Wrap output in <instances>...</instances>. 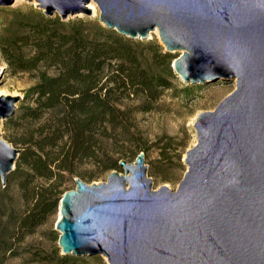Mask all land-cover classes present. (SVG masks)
Masks as SVG:
<instances>
[{
    "label": "water",
    "instance_id": "1",
    "mask_svg": "<svg viewBox=\"0 0 264 264\" xmlns=\"http://www.w3.org/2000/svg\"><path fill=\"white\" fill-rule=\"evenodd\" d=\"M28 1L62 20L90 14L92 2L104 27L133 40L156 30L166 51H180L171 67L183 82L235 81L197 116L174 191L151 189L143 152L106 181L76 177L58 204L61 252L108 264H264V0ZM20 99L0 94V123ZM19 151L0 133L2 184Z\"/></svg>",
    "mask_w": 264,
    "mask_h": 264
},
{
    "label": "trees",
    "instance_id": "2",
    "mask_svg": "<svg viewBox=\"0 0 264 264\" xmlns=\"http://www.w3.org/2000/svg\"><path fill=\"white\" fill-rule=\"evenodd\" d=\"M149 46L171 75V55L158 44ZM0 53L12 73L37 78L25 92L26 104L5 120L16 129L9 142L20 151L0 192L16 180L27 208L16 217L0 203L1 264L13 249L7 237L19 233L22 240L57 212L66 175L85 177L79 169L85 162L99 171L119 167L126 156L119 142L132 126L123 100L140 94L152 101L169 81L142 65L138 42L95 21H63L33 8L16 11L2 27Z\"/></svg>",
    "mask_w": 264,
    "mask_h": 264
},
{
    "label": "rangeland",
    "instance_id": "3",
    "mask_svg": "<svg viewBox=\"0 0 264 264\" xmlns=\"http://www.w3.org/2000/svg\"><path fill=\"white\" fill-rule=\"evenodd\" d=\"M94 6L95 10L91 9L90 14L69 15L63 21L84 23L95 21L101 24L98 20L99 10L95 4ZM31 8L41 10L34 1L28 0H14L9 6H0V32L16 11H28ZM134 41L139 43V50H142V65L150 71L161 72L169 81V86L160 88L156 98L149 102L146 101L145 96L140 94L137 96L131 94L123 100L122 107L130 109L132 122V126L124 135V140H122L124 142H119L122 145L121 149L126 152L123 159L132 162L139 152H143L146 177L151 179V189L165 185L174 191L187 169L184 163L185 153L197 142L193 125L197 116L203 111L213 110L224 97L235 89V81L221 79L195 84L183 82L171 67L173 59L180 54V51H166L158 33L153 31L147 39ZM154 44L162 47L161 53H169L173 58L169 63L172 70L171 75L164 69L163 57H151L149 45ZM0 67L3 68L0 79L1 94L21 96L22 99L16 103V110H18L26 104L23 100L25 92L36 82V74L12 73L1 53ZM47 71L53 73L54 69L49 68ZM144 105L147 108H143ZM15 132V128L5 126V120L1 121L0 133L3 139L9 142ZM143 148L144 151L141 150ZM79 169L83 171L85 177L66 175L60 189H65V191L73 189L76 177L88 184H93L106 181L107 176L113 170L123 173L121 167L99 171L92 162L83 163ZM88 175H93V177L87 179ZM0 203L3 204L7 215L12 214L19 217L26 210L27 205L20 197L16 180H12L10 186L4 192H0ZM57 217L56 212L36 227L32 233L24 235L22 240L17 238L19 233L13 235L14 237L12 235L11 238L7 237L13 243V249L12 252L5 254L1 264H108L102 255L63 254L57 244L59 232L54 228ZM2 221H7V218L4 217ZM12 226V223H9L10 229Z\"/></svg>",
    "mask_w": 264,
    "mask_h": 264
},
{
    "label": "bare ground",
    "instance_id": "4",
    "mask_svg": "<svg viewBox=\"0 0 264 264\" xmlns=\"http://www.w3.org/2000/svg\"><path fill=\"white\" fill-rule=\"evenodd\" d=\"M88 6H89L90 9L95 10L94 3L91 2V3H89ZM153 32H155V33L157 34V31H156V30L153 31ZM149 37H150V33H149ZM2 69H3V68H2ZM1 92H2V90H0V94H1ZM57 216H59L58 213H57ZM103 258H105V257L103 256Z\"/></svg>",
    "mask_w": 264,
    "mask_h": 264
}]
</instances>
